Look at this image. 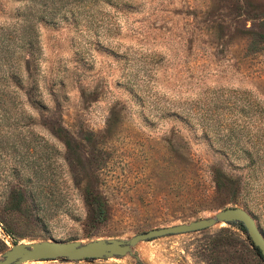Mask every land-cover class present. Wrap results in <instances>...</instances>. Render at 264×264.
<instances>
[{
  "label": "rangeland",
  "instance_id": "obj_1",
  "mask_svg": "<svg viewBox=\"0 0 264 264\" xmlns=\"http://www.w3.org/2000/svg\"><path fill=\"white\" fill-rule=\"evenodd\" d=\"M27 8L44 18L23 32ZM247 32L264 35V0H0L21 65L0 110V223L17 242L125 239L229 206L216 169L264 236V42L247 48ZM85 187L105 221H88ZM260 263L237 225L215 222L122 257L20 264Z\"/></svg>",
  "mask_w": 264,
  "mask_h": 264
},
{
  "label": "water",
  "instance_id": "obj_2",
  "mask_svg": "<svg viewBox=\"0 0 264 264\" xmlns=\"http://www.w3.org/2000/svg\"><path fill=\"white\" fill-rule=\"evenodd\" d=\"M215 222H240L252 244L264 260V236L252 216L242 207L229 205L221 207L212 215L187 222L153 227L123 239L118 237H97L85 241L41 239L12 243L0 254V264H20L26 261L61 258L65 260L122 257L131 254V248L138 242L155 237L191 232L211 226Z\"/></svg>",
  "mask_w": 264,
  "mask_h": 264
},
{
  "label": "trees",
  "instance_id": "obj_3",
  "mask_svg": "<svg viewBox=\"0 0 264 264\" xmlns=\"http://www.w3.org/2000/svg\"><path fill=\"white\" fill-rule=\"evenodd\" d=\"M39 11H31L30 8H27V13L24 14L23 21V32L26 31V28L31 27V19L34 18L35 15H38ZM44 15V14H43ZM38 15L36 19H42L44 16ZM48 17L53 18L52 15H49ZM25 24V25H24ZM247 48L249 49H258L256 48V45L260 42H264V35L261 33H253V32H247ZM21 41L30 43V38L25 41L24 36L20 37ZM28 52V51H27ZM13 53V40L10 39L8 36L1 34L0 35V110L6 112L7 108L13 105V100L11 99V93L14 90L20 89V83H21V77L17 76V72L21 70V65L17 63L9 62L8 57L11 56ZM30 54V52H28ZM27 62L25 60L24 66H27ZM29 105H33L32 101L29 99ZM28 167V166H26ZM16 169V170H15ZM14 173L13 176L17 178V172L19 171V168L13 167L11 169ZM16 172V173H15ZM28 172V168H27ZM34 175V173H31ZM28 177L30 178V174H26L22 177ZM27 179V178H26ZM212 180L214 183V190L217 193H221L223 195H226V201L225 203H229L230 205H235L236 201V194L238 192V185L232 178L226 176L221 171H218L216 169L212 172ZM26 194L25 189H19V188H10L7 192V202L10 203L9 208L12 210H17L18 205L20 201L24 198V195ZM82 198L84 201V204L87 209L88 214V221L93 224H98L103 221H105L107 217V208L106 203L102 195L96 190V189H89L87 187L82 189ZM227 206V205H225ZM224 207V206H222ZM227 224H235L237 225L246 235V238L248 239V243L252 248V251L258 258L260 259L261 263L264 264V260L259 254L258 249L252 244L250 239L248 238L245 229L243 228L242 224L240 222H227ZM3 230L5 233L9 236L12 243H16L17 239L14 238L12 231L10 230V227L7 225H4L1 223ZM6 248L5 244L0 240V252H2ZM260 263V264H261Z\"/></svg>",
  "mask_w": 264,
  "mask_h": 264
},
{
  "label": "built area",
  "instance_id": "obj_4",
  "mask_svg": "<svg viewBox=\"0 0 264 264\" xmlns=\"http://www.w3.org/2000/svg\"><path fill=\"white\" fill-rule=\"evenodd\" d=\"M8 235L5 233V231L2 228V225L0 223V239L3 241H6L8 239Z\"/></svg>",
  "mask_w": 264,
  "mask_h": 264
}]
</instances>
